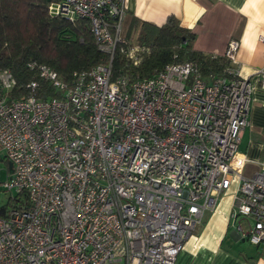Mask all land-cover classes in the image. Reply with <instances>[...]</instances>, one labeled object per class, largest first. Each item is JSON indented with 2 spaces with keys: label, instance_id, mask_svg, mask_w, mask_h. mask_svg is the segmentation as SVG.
Masks as SVG:
<instances>
[{
  "label": "built area",
  "instance_id": "1",
  "mask_svg": "<svg viewBox=\"0 0 264 264\" xmlns=\"http://www.w3.org/2000/svg\"><path fill=\"white\" fill-rule=\"evenodd\" d=\"M48 12L86 19L109 58L71 84L30 63L56 97H12L14 76L0 69V150L12 162L3 186L28 201L0 214V264H173L235 178L230 220L264 250V162L246 175L239 152L264 70L238 74L239 42L227 44L225 78L183 61L111 79L115 47L126 43L124 0H51ZM140 49L128 51L135 62Z\"/></svg>",
  "mask_w": 264,
  "mask_h": 264
},
{
  "label": "trees",
  "instance_id": "2",
  "mask_svg": "<svg viewBox=\"0 0 264 264\" xmlns=\"http://www.w3.org/2000/svg\"><path fill=\"white\" fill-rule=\"evenodd\" d=\"M51 0H0V69H9L15 79L12 97L35 94L37 97L61 96L47 80L40 77L30 63L45 64L57 76L71 84L74 74L104 63L109 55L100 50L86 19L66 20L48 12ZM135 31V42L143 49L136 53L137 62L128 56L132 43L127 35ZM126 43L115 47L111 64V79L118 76L143 79L162 70L165 64L194 61L201 74L225 78L231 61L224 55H213L193 47L195 33L169 15L162 24L132 19ZM36 82L35 88L28 86ZM0 161L8 160L0 153ZM23 199H21L22 197ZM18 204L27 205L24 191L14 197ZM10 206V207H12ZM8 206L0 207V214Z\"/></svg>",
  "mask_w": 264,
  "mask_h": 264
},
{
  "label": "crops",
  "instance_id": "3",
  "mask_svg": "<svg viewBox=\"0 0 264 264\" xmlns=\"http://www.w3.org/2000/svg\"><path fill=\"white\" fill-rule=\"evenodd\" d=\"M123 35L133 18L162 24L173 15L181 26L195 33L193 47L224 55L227 44L239 42L235 67L238 74L254 80L264 70V0H124ZM239 152L248 162L246 175L264 162V88L251 94L248 125L243 130ZM232 197L220 196L214 210L185 239L173 264H264V250L250 243L230 220Z\"/></svg>",
  "mask_w": 264,
  "mask_h": 264
},
{
  "label": "rangeland",
  "instance_id": "4",
  "mask_svg": "<svg viewBox=\"0 0 264 264\" xmlns=\"http://www.w3.org/2000/svg\"><path fill=\"white\" fill-rule=\"evenodd\" d=\"M123 27H124V24H122V33L124 34L125 31L123 30ZM127 37L132 43H135L137 41V39H136L137 33L135 31L130 32L127 35ZM0 153L4 154V152L2 150H0ZM251 162H252V164L255 165V164H259L262 161H251ZM7 179H8V171H7L6 165H5L4 162L0 161V181H1L0 182V207H2V206L10 207L13 204H18L19 203V202H16L14 200V197L18 194V192L15 189H12L11 191L7 190L5 188V186H3V182H5ZM237 182H238V179L235 178L232 181L230 187L226 191H224L221 194V196L222 197L223 196H229V197L233 198V194L235 192V189H236V186H237ZM21 199H23V197ZM242 227H243V230H247V224H246L245 221H244Z\"/></svg>",
  "mask_w": 264,
  "mask_h": 264
},
{
  "label": "water",
  "instance_id": "5",
  "mask_svg": "<svg viewBox=\"0 0 264 264\" xmlns=\"http://www.w3.org/2000/svg\"><path fill=\"white\" fill-rule=\"evenodd\" d=\"M7 169L9 172H12V162L11 161L7 162Z\"/></svg>",
  "mask_w": 264,
  "mask_h": 264
}]
</instances>
